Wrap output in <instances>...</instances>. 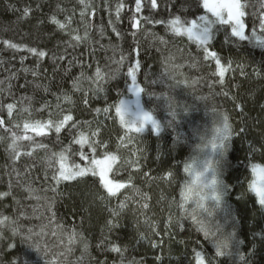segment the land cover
Returning a JSON list of instances; mask_svg holds the SVG:
<instances>
[{
  "label": "trees",
  "instance_id": "1",
  "mask_svg": "<svg viewBox=\"0 0 264 264\" xmlns=\"http://www.w3.org/2000/svg\"><path fill=\"white\" fill-rule=\"evenodd\" d=\"M241 3L248 5L242 17L248 38L241 39L233 33L231 24L221 23L211 31L207 45L227 69L224 84H220V66L215 59L204 58V46L186 34L172 32L167 23L179 17L188 25L193 20L202 24V18L210 14L203 0H157L156 9L151 8L149 0H142L139 13L135 12V0H84L83 4L80 0H0V105H15L11 117L6 107H0V117L5 121L0 127V193H9L0 196V219L9 217L0 224V262L199 264L197 253H201L207 264H264V204L249 188L253 165L264 167V42L252 35L254 30L261 34L264 0ZM25 8L30 9L28 16H24ZM53 16L65 24L64 29L52 23ZM136 20L140 21L138 25ZM159 20L165 23L155 22ZM75 36L81 39L77 41ZM5 41L35 47L48 55L41 60L27 48L12 49ZM53 54L63 59L53 63ZM121 56L125 59L113 79L112 69L117 67L114 61H120ZM193 58L199 61L195 68L191 67ZM137 60V83L145 89L141 93L142 107L153 112L162 132L155 134L149 124V132L139 134L142 143L137 155L131 157L124 156L120 142L133 130L121 124L114 106L120 101L132 102L128 69ZM230 61L232 67L228 68ZM238 65H243V74ZM97 69L104 79H98ZM214 72L217 74L212 75ZM213 89L228 95H213ZM168 97L185 105L187 111L173 118ZM214 105L229 115L235 131L226 154L209 153L221 161L222 199L219 203L209 201V206L216 209L214 215L209 212L193 220L189 214L192 195L187 201L182 195L187 179L183 169L200 133L212 124L210 110ZM105 108L110 109L107 114ZM65 115H72L73 121L59 134L62 143L51 130L44 136L31 131L26 134L56 152L81 132L90 142L97 141L95 153L88 145L80 149L72 144L68 162L90 167L92 159H104L106 153L115 155L117 162L110 179L125 185L116 196H110L100 178L91 173L75 181H61L58 191L53 192L57 186L51 177L58 164L47 167L50 152L45 149L37 148L32 156L21 155L14 160L9 147L11 131L24 135L25 122H59ZM16 124L21 127L16 128ZM241 128L245 131L240 132ZM93 132L98 135L92 136ZM20 143L25 145L21 151H32L30 142ZM251 146L258 151H252ZM80 150L89 159H83ZM124 159H128L126 163ZM169 172L173 173L171 177ZM208 175L211 178L212 173ZM114 197L120 201L125 197L122 209L112 203ZM113 210L119 215L113 216ZM212 223L230 237V247L222 256L209 235ZM13 227H19L25 235L28 228L39 233L43 227L44 234L27 241L13 236ZM73 228L75 238L69 244ZM113 246H119L121 252L111 251Z\"/></svg>",
  "mask_w": 264,
  "mask_h": 264
},
{
  "label": "snow or ice",
  "instance_id": "2",
  "mask_svg": "<svg viewBox=\"0 0 264 264\" xmlns=\"http://www.w3.org/2000/svg\"><path fill=\"white\" fill-rule=\"evenodd\" d=\"M80 2L83 4L84 0H80ZM149 4L151 5L152 9H156L158 7L157 4V0H149ZM247 4H242L241 0H203V7L205 9H207V11L212 15L215 16L217 18H219L221 23L224 24H231L232 25V31L233 33L240 37L241 39H247L248 35L245 32V22L242 19V17H244L246 15V12L244 11V9L247 7ZM10 9L15 10L14 5H9ZM122 7V5L120 6ZM262 8H264V5H261ZM142 11V0H135V12L139 13ZM24 16H28L30 13V9L29 8H25L23 10ZM117 15H119V7L117 9ZM253 15H255V13H253ZM135 19V18H133ZM202 19H209L208 17H204ZM52 23L57 25L60 29H64L65 28V24L61 23L55 16H53L51 18ZM148 22H152L151 20H149ZM156 23H160L163 24L165 23V21L163 20H159V21H155ZM140 23L139 20L135 21V24L138 25ZM170 30L174 33H176L177 35L180 34H186L190 39H194L199 45L204 46V50H205V59L211 57L213 59H215V62L217 65L220 66L219 69V77L220 80L218 81L220 84H224V75L225 72L227 71V69L224 68L223 65H221L220 62V58L218 57L216 52H209L207 49V45H208V38H207V28H204L202 25H198L197 22L195 20H193L191 22L190 25L185 24L183 22H181V19L179 17H175L172 20L167 21ZM259 28H260V32L261 34L258 35L256 30H254L252 32V35L255 36V38L261 42H264V13H262L260 15V20H259ZM115 31V29H114ZM119 35V33H117ZM133 35H135V33H133ZM75 40L79 41L81 39L80 36H75L74 37ZM158 39H160L161 43L163 44H167V41H165L163 39V37H158ZM5 44H7L8 47L12 48V49H22V48H27V51L29 53H31L33 56L40 58L41 60L46 57L48 55L47 52L45 51H38L37 48L35 47H27L26 45H19V44H15L12 43L10 41H5ZM103 47V46H102ZM137 55H139V49L137 48L136 50ZM57 59H63V57H56L55 54H53L52 56V61L53 63L56 62ZM125 59L124 56H121L120 61H114V63L117 65L116 68L112 69V75L111 78H115V76L119 73L120 71V67L122 65V61ZM194 62L192 63L191 67L195 68L197 67L199 61L196 60L195 58H193ZM232 67V62L230 61L228 63V68ZM238 67L241 68V72L243 74V65H238ZM140 69V61L137 60L135 62V64L130 67L128 69V75L131 77V81H132V88L135 91V93L137 95H140L141 93H143L145 91V89L141 86H139V84L137 83V71ZM25 71H28L27 68L24 69ZM255 72V74L259 77L260 73L258 70L254 69L253 70ZM37 73L33 72V75L35 76ZM217 73H212V75H216ZM97 77L98 79H104V76L101 75L100 70L97 69ZM196 81H194L195 83ZM210 88H213V85H209ZM45 91H47V88H45ZM100 91H103V89L101 88ZM213 95H225L227 96L228 93L222 92V93H216L214 92V89L212 92ZM68 97H66L67 99ZM206 97H201V99H205ZM254 98V96H253ZM85 104L88 103L87 100L84 101ZM0 107H6L7 109V113L8 116L11 117L13 110L15 108V105L12 103H8L6 106L0 105ZM115 113L116 115L119 117L121 124H124L125 126L133 129L135 132H142L144 130V127L147 124H151L153 126V128L155 129V131L157 133H159L160 131V124L159 122L153 117V115L151 113H144L141 122L137 125L135 123L129 124L127 122L126 119V114H125V107H124V102L120 101L118 105H115ZM241 108V112L243 113V107L240 106ZM24 111H27V109H24ZM97 112H100V109H96ZM106 114L110 111L109 108H105L103 110ZM174 115V113H173ZM223 118L225 120V127L226 129L229 130V136L227 137L228 139H230L233 135H234V128L232 126V124L230 123V117L226 112H223ZM69 121H73V116L72 115H65L61 120H59V122H54L52 119L47 120L46 122H41V121H36L33 123L30 122H25L23 124V129L25 134L24 135H17V133L15 131H11L10 129L5 128L6 131H11V138H12V142L10 144V150L13 154V158L14 160H18L20 158L21 155H26V156H32L33 152L35 151V149L39 148V149H45L47 151L50 152V155H48L46 157V163H47V167L48 168H54L57 166L58 164V168L56 169V171L53 173L51 179L53 181H55V184L57 187H53L52 191L53 192H57L58 191V186L61 183V181H75L77 180V178H82V177H86L89 173H91L92 176H98L100 178V181L103 183L104 188L107 190V193L110 196H116L117 195V190L124 188L125 185L122 183H117L114 182L113 180L109 179V173L112 171L113 169V165L117 162V157L115 155H111L106 153L105 154V158L103 160L101 159H92L90 161V167H82L80 164L77 163H71L69 164V155L70 153H72L73 149H72V144L75 145H79L80 149H83V147L85 145H88L89 147L92 148L93 153L96 152V148L94 146L95 143H97V141H92L90 142L89 137L87 135H85L83 132H81L79 134L78 137H73L71 144H69L67 147L62 148L61 151L56 152V151H51L49 149V146L47 144H43V143H36L33 139L32 136L27 135L26 133L31 131L36 133L37 135L40 136H44L47 134V132L49 130L54 131V133L56 134V139L58 142H61V138H60V133L61 131L68 125ZM5 125V121L2 117H0V127H3ZM16 128H20L21 125L16 124L15 125ZM76 124L73 123L72 124V128H75ZM245 129L241 128L240 132H244ZM98 135V132H93L92 136H96ZM21 141H28L30 142V147L32 148V151H21L22 148L25 147V145H23L22 143H20ZM215 147V145L213 146ZM252 151H258V149H256L254 146H251ZM78 154L85 160L89 159L82 150L78 151ZM190 165L185 164L184 165V172L187 173L190 171ZM262 166L259 164H254L252 167V172H253V179L252 182L249 184V188L251 190H253L255 188V180L258 177L257 174V169L261 168ZM173 175V173L169 172L168 176L171 177ZM199 173H197L196 175V180H199ZM47 173H45V179H47ZM213 183H215V181H213ZM9 193H0V196H6ZM182 195L184 196L185 201H187L191 195H192V190L190 187L185 188L184 193H182ZM213 198L216 200H219L220 197L218 194L213 193ZM101 199H103V197H101ZM260 203L264 204V197H260ZM54 206V198H53V205ZM50 206V207H51ZM120 207H124L123 204L120 205ZM143 207L147 208L148 205L145 204L143 205ZM180 207H183V205L181 204ZM55 214L53 213V216ZM119 213L116 212L115 210H113V216H118ZM192 219L195 220L196 217L192 216ZM9 220V217H3L2 219H0V224H4L5 222H7ZM51 222V221H50ZM13 224H15V221H12ZM110 224L112 223L111 221L109 222ZM113 226H117V225H113ZM13 236H20L23 237L25 240L27 241H31L33 236L36 235H43L44 234V228L41 227V230L39 233L35 232L33 228H28L27 229V234H23L20 231L19 227H13L11 229ZM75 228L72 229V234L70 235L69 238V244H71L75 238ZM205 235L207 236L208 233L205 232ZM141 238H144L143 236ZM3 239V234L2 232H0V240ZM101 244L104 243L103 240H101L100 242ZM13 244H11L10 246H12ZM33 247H36L37 250H39V246L38 245H32ZM45 247L47 248V245H45ZM85 250H87L88 245L85 243L84 245ZM69 251H71V249H69ZM111 251L120 253L121 252V248L119 246H113L111 248ZM217 254L218 255H224V253L221 251V249L217 246ZM60 256H63L64 253H59ZM197 257L199 260V264H205V257L201 254V253H197ZM82 259V258H81ZM243 259V257H242ZM0 264H14V262L12 261H7V262H0ZM53 264H57V261L54 260ZM121 264H123V261L121 262Z\"/></svg>",
  "mask_w": 264,
  "mask_h": 264
},
{
  "label": "clouds",
  "instance_id": "3",
  "mask_svg": "<svg viewBox=\"0 0 264 264\" xmlns=\"http://www.w3.org/2000/svg\"><path fill=\"white\" fill-rule=\"evenodd\" d=\"M171 86L175 87L176 85L172 83ZM167 100L173 118H176L180 111H187L186 106L178 103L174 97H168ZM210 111L212 114V124L207 130L200 133L198 143L193 146L190 159L185 162V164L191 166L190 171L186 173L187 179H185L183 186L184 189L190 187L192 190L190 205L193 206L191 207L192 211L189 213L192 216H200L209 212H212L214 215L216 209L209 206V201L214 199L213 193L219 195L220 199H215L218 203L223 196V182L220 179L221 161L210 156L209 153L219 152L221 155L226 154L227 145L230 140L227 138L229 130L225 127L226 122L223 118V111L216 105ZM144 113H151L155 118L153 112L146 110L137 118L130 119L125 107L126 119L129 124L135 123L138 125ZM214 145L215 147H213ZM197 173L200 174L199 180H196ZM209 173H212L211 178H209ZM257 174L255 188L252 191L260 199V197H264V167L257 169ZM206 218L207 216H205ZM209 235L211 239L215 240L216 245L221 251L226 254L230 247V237L220 231L213 223L209 226Z\"/></svg>",
  "mask_w": 264,
  "mask_h": 264
},
{
  "label": "rangeland",
  "instance_id": "4",
  "mask_svg": "<svg viewBox=\"0 0 264 264\" xmlns=\"http://www.w3.org/2000/svg\"><path fill=\"white\" fill-rule=\"evenodd\" d=\"M204 17H208L209 19H207V20L202 19L201 20L202 24L199 23V25H202L204 28H207L208 29V31H207V38H208V42H209L210 39H211L210 38L211 31L213 30V28L217 24H221V22H220L219 18H217L215 16H212L211 14H208V15H206ZM131 93H132V97H131L132 102H131V100H125L123 102H124V105H125V107L127 109L128 117L130 119H135L141 113H143L144 111H146L147 109H145L144 107H142L141 94L140 95H137L135 93V91L133 90V88L131 90ZM149 124H147L144 127V130L142 132H144L145 130H147V127H148ZM159 124L161 126V129H160L159 133H157L155 130L151 129L157 135H159L162 132V124L160 122H159ZM127 128H129V127H127ZM129 129L130 130H133L131 128H129ZM142 132H135L134 130L133 131H128V133H126V135L122 138V140L120 142V145L122 147V153L124 154V156L127 155V154L131 155V157H134V156L137 155V153L139 151L140 144L142 143L141 142L142 137L139 134H141ZM147 132H149V129L147 130ZM101 160H103V159H101ZM127 160L128 159H124L123 160L124 163H126ZM111 172L109 173V179H110ZM125 197H123V199H125ZM123 199H122V201H120L119 197H114V199L112 200V203L116 204L115 205L116 207L117 206L120 207L121 204H123V205L126 204V202H123L124 201ZM135 199L136 198H134L133 200H135ZM120 208L122 209L123 207H120ZM205 264H207L206 261H205Z\"/></svg>",
  "mask_w": 264,
  "mask_h": 264
}]
</instances>
